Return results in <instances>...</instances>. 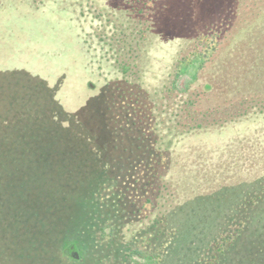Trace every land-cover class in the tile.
Instances as JSON below:
<instances>
[{
	"label": "trees",
	"instance_id": "16d2710c",
	"mask_svg": "<svg viewBox=\"0 0 264 264\" xmlns=\"http://www.w3.org/2000/svg\"><path fill=\"white\" fill-rule=\"evenodd\" d=\"M239 2L0 0V264H264V112L220 118L214 130L197 93L166 98L190 42L226 33ZM148 39L157 44L142 46ZM71 82L87 95L75 113L59 96ZM239 122L242 144L259 141L257 180L194 176L204 160L174 158L188 143L199 157L223 155L216 141ZM222 193L236 198L227 218L188 238L194 206Z\"/></svg>",
	"mask_w": 264,
	"mask_h": 264
},
{
	"label": "rangeland",
	"instance_id": "374dc122",
	"mask_svg": "<svg viewBox=\"0 0 264 264\" xmlns=\"http://www.w3.org/2000/svg\"><path fill=\"white\" fill-rule=\"evenodd\" d=\"M201 15L203 18L205 17L204 14ZM163 16L160 17L159 21L161 25L165 26L167 20ZM186 21L187 23L190 22L189 19ZM231 25L226 33L221 28H215L211 31H206L199 37L196 43L189 41L190 44L186 49L185 59L176 63L175 71L173 68L172 76L166 85L171 92L167 94L166 98L171 99V102L174 101V88L182 93L190 91L191 93H197L199 95L201 100L197 104V109L201 112L206 111L200 114L199 117L207 125L211 123L208 125V129L212 128L217 130L216 128L220 126V118L226 120L236 114L237 116H241L243 113L248 114L250 112L249 115H251L259 111L264 112V0H240L237 5V14L233 17V21L231 20ZM156 44L154 42L151 45L150 39H148L146 45L142 46H149L150 48V46H155ZM170 46H174L172 39ZM53 61L57 64L51 61V67L44 64L50 69V72L55 69V66L59 68L60 64H63L62 55L60 54ZM28 63L30 66L28 69L29 73L37 72L36 74H39L35 67L37 61L30 60ZM42 78L48 80L47 78ZM19 80L22 82V78ZM25 81H27L26 86H28L34 80L31 78ZM207 85H210L211 89ZM33 93L32 91L30 94L32 95ZM59 96L65 101V106L75 113L85 105V97L87 95L76 84L71 82L70 84L63 83L61 85ZM33 99L31 97L28 98L30 102ZM62 99L59 98V100ZM250 99L255 100H253L254 102L251 108L248 109L244 104L246 103L245 101ZM255 101L258 103H255ZM212 108H218V110L213 111L215 109ZM88 119L87 117L85 120L87 121ZM85 120L83 124L86 122ZM262 123H264V118H260L256 126ZM228 126L223 130L225 134L221 140L222 142H220V139L216 141V144L223 151V155L220 152L216 157H199V154L197 155L194 150L196 146L188 143L175 151L174 158L177 161H182V164L188 160L195 163L199 159L204 160L205 162L200 160L203 165H200L199 169L191 163L193 167L187 173L193 174L194 176L197 175L198 170L203 169L206 171L207 169L209 176L211 174L222 175L233 179V183L240 181V178L246 182L257 180L260 174H256L257 176L254 175L253 172L255 170H253L254 163L252 161L258 158L260 151L264 153V141H260L263 147L259 145L257 138L250 144H242L236 135L246 129L245 124L239 122L236 125ZM247 131L248 128L244 134H248ZM227 132L232 135L229 137V141H235L233 145H226L225 138L227 137ZM227 146L229 148H226ZM252 146H260L261 149L257 150L258 153L255 156L251 153V150H254ZM247 153L251 154V165L246 161ZM189 155L198 157L189 159ZM209 159L213 161V166L211 167ZM203 166L204 168H202ZM194 188H188L182 193L193 198L195 195L191 191H194ZM235 201V196L228 197L227 193H222L216 201L195 205L193 218L185 222V230L188 238L189 236L191 240L199 238L193 232L200 234L196 229L206 225V229H208L215 218L224 221L229 215ZM247 203L252 204L253 202L250 199ZM175 256L176 252H174ZM240 257L241 254L239 252L235 253V260L240 259ZM176 259L178 260V258ZM135 261L148 263V260L135 259Z\"/></svg>",
	"mask_w": 264,
	"mask_h": 264
}]
</instances>
